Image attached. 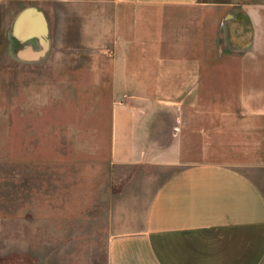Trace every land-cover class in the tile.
I'll return each mask as SVG.
<instances>
[{
	"label": "crops",
	"instance_id": "crops-1",
	"mask_svg": "<svg viewBox=\"0 0 264 264\" xmlns=\"http://www.w3.org/2000/svg\"><path fill=\"white\" fill-rule=\"evenodd\" d=\"M106 2L98 77H114L111 158L152 169L132 180L138 207L106 236L105 264H264V0ZM28 5L40 9L14 17ZM12 22L20 60L37 61V38L19 41ZM152 112L165 115V142L148 133ZM203 130L208 147L182 162L173 147Z\"/></svg>",
	"mask_w": 264,
	"mask_h": 264
},
{
	"label": "rangeland",
	"instance_id": "rangeland-1",
	"mask_svg": "<svg viewBox=\"0 0 264 264\" xmlns=\"http://www.w3.org/2000/svg\"><path fill=\"white\" fill-rule=\"evenodd\" d=\"M23 4L37 5L47 22L46 45L32 63L20 60L7 34ZM108 5L0 0V264H105L106 236L128 228L121 223L138 207L132 180L152 168L112 160L114 77H98L99 29L113 22ZM148 118L157 121L149 135L165 142L170 131L158 127L165 115ZM185 133L186 145L173 147L182 162L198 158L210 137ZM154 148L163 146L139 152Z\"/></svg>",
	"mask_w": 264,
	"mask_h": 264
},
{
	"label": "water",
	"instance_id": "water-1",
	"mask_svg": "<svg viewBox=\"0 0 264 264\" xmlns=\"http://www.w3.org/2000/svg\"><path fill=\"white\" fill-rule=\"evenodd\" d=\"M47 22L44 13L34 7L28 5L23 7L14 17L12 22V34L19 40L23 41L30 37H36L41 46L38 53H42L46 45ZM23 56L21 50L18 51ZM34 57L35 54L32 53Z\"/></svg>",
	"mask_w": 264,
	"mask_h": 264
}]
</instances>
